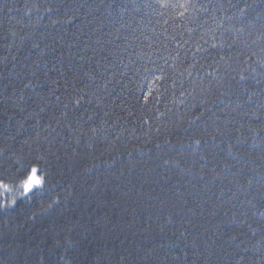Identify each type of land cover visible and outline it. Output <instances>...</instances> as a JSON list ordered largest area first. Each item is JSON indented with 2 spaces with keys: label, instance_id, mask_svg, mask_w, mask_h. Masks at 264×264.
Segmentation results:
<instances>
[{
  "label": "trees",
  "instance_id": "obj_1",
  "mask_svg": "<svg viewBox=\"0 0 264 264\" xmlns=\"http://www.w3.org/2000/svg\"><path fill=\"white\" fill-rule=\"evenodd\" d=\"M170 2L0 0V264H264V0Z\"/></svg>",
  "mask_w": 264,
  "mask_h": 264
},
{
  "label": "snow or ice",
  "instance_id": "obj_2",
  "mask_svg": "<svg viewBox=\"0 0 264 264\" xmlns=\"http://www.w3.org/2000/svg\"><path fill=\"white\" fill-rule=\"evenodd\" d=\"M156 7L161 9V15L165 14L168 10L177 11V14L183 18L185 12L189 7L193 5L189 3H172L170 0H156ZM243 79V77H241ZM46 177L40 175V169L37 167H26L20 172L17 177L19 187L22 189L20 195L27 197L32 194L34 191L42 189L45 183ZM0 187H3L5 191H9L7 184H2ZM15 203V201H13ZM0 207H7L6 204H0Z\"/></svg>",
  "mask_w": 264,
  "mask_h": 264
}]
</instances>
